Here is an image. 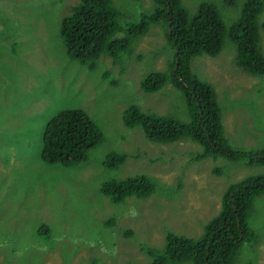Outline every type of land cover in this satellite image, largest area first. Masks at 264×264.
I'll use <instances>...</instances> for the list:
<instances>
[{"label":"rangeland","instance_id":"obj_1","mask_svg":"<svg viewBox=\"0 0 264 264\" xmlns=\"http://www.w3.org/2000/svg\"><path fill=\"white\" fill-rule=\"evenodd\" d=\"M77 1L0 0V264H148L144 247L161 248L168 231L196 239L229 184L264 175V163L248 165L223 155L198 159L202 147L187 137L156 142L139 126L124 125L122 111L130 103L145 113L188 120L183 97L170 82L156 92L139 86L146 72L166 70L172 61L164 24L149 23L122 62L104 56L90 69L66 59L59 35L61 17ZM180 2L189 15L199 2L211 3L228 28L243 0ZM111 4L130 21L153 8L151 0ZM256 23L264 56L259 26L264 4ZM235 55L225 35L217 54L191 57L190 70L212 86L229 145L263 149L264 75L240 69ZM76 107L98 126L101 139L84 159L45 163L40 158L45 122ZM110 152L124 158L105 167ZM137 174L154 183L146 197L112 203L99 191L107 179ZM247 221L255 238L242 243L233 264H264V193L254 198Z\"/></svg>","mask_w":264,"mask_h":264},{"label":"trees","instance_id":"obj_2","mask_svg":"<svg viewBox=\"0 0 264 264\" xmlns=\"http://www.w3.org/2000/svg\"><path fill=\"white\" fill-rule=\"evenodd\" d=\"M149 14L138 20L121 19L111 0H78L61 17L59 35L66 59L92 69L99 58L108 56L122 62L133 49L135 39L146 32L148 22L164 24V35L172 47V61L166 70L146 72L139 82L143 91L156 92L168 81L182 95L188 120L142 112L135 103L125 106L121 119L126 126H139L151 141L173 142L188 137L202 150L198 159L227 156L245 164L264 163V148L233 149L223 135L219 106L209 83L191 72L189 61L198 54L213 56L225 35L235 44V64L242 70L264 75V56L257 45V16L264 0H243L235 23L225 27L211 3L199 2L189 15L180 0H151ZM264 33V23L259 24ZM117 60V61H116ZM113 82V81H111ZM21 135V133H20ZM101 139L98 126L81 108L59 110L43 127L40 158L45 163L70 165L84 159L86 151ZM17 142V138H15ZM123 154L110 152L102 164L113 167ZM153 181L143 174L107 179L99 187L112 203L129 196L143 198L152 193ZM264 193V175L245 176L223 191L218 211L204 224L195 238L166 232L161 248L144 247L148 264H233L237 249L255 238L248 224L254 198ZM41 224L38 231H46Z\"/></svg>","mask_w":264,"mask_h":264},{"label":"clouds","instance_id":"obj_3","mask_svg":"<svg viewBox=\"0 0 264 264\" xmlns=\"http://www.w3.org/2000/svg\"><path fill=\"white\" fill-rule=\"evenodd\" d=\"M149 23H155V22H148V24H149ZM148 24H147V27H148ZM130 127H133V126H130ZM183 138H184V137H183ZM187 138H188V137H187ZM189 139H190V138H189Z\"/></svg>","mask_w":264,"mask_h":264}]
</instances>
